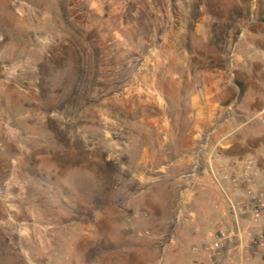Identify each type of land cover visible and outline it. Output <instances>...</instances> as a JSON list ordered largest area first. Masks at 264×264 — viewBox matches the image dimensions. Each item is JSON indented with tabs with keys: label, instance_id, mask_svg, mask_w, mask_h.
I'll use <instances>...</instances> for the list:
<instances>
[{
	"label": "rangeland",
	"instance_id": "rangeland-1",
	"mask_svg": "<svg viewBox=\"0 0 264 264\" xmlns=\"http://www.w3.org/2000/svg\"><path fill=\"white\" fill-rule=\"evenodd\" d=\"M244 158L264 180V0H0V264H189L115 243L209 212Z\"/></svg>",
	"mask_w": 264,
	"mask_h": 264
},
{
	"label": "built area",
	"instance_id": "built-area-1",
	"mask_svg": "<svg viewBox=\"0 0 264 264\" xmlns=\"http://www.w3.org/2000/svg\"><path fill=\"white\" fill-rule=\"evenodd\" d=\"M200 157L198 153L192 173L185 176L188 185L201 168ZM213 158L219 161L221 156L215 154ZM238 165V173L211 170L213 181L224 196L223 202L237 219L236 226L222 227L204 236L192 247L190 264H250L253 250L264 255V180L252 159H241ZM237 190H242L243 197L231 196ZM235 249L242 256L241 262L235 260Z\"/></svg>",
	"mask_w": 264,
	"mask_h": 264
},
{
	"label": "crops",
	"instance_id": "crops-1",
	"mask_svg": "<svg viewBox=\"0 0 264 264\" xmlns=\"http://www.w3.org/2000/svg\"><path fill=\"white\" fill-rule=\"evenodd\" d=\"M230 143L226 144V146H229ZM221 158L223 157V160L225 162L226 159L233 156V153H220ZM168 166H163V170H168ZM225 169V167H224ZM243 197V194H241ZM219 196V194H217ZM219 201V200H218ZM216 201V202H218ZM205 203H200V206L203 207ZM154 204H148L146 208L156 209L153 207ZM163 206H166V209L171 208V201H165L163 203ZM162 206V207H163ZM213 208L211 207L208 212V210L201 209L200 211L196 212L195 216L196 218L188 217L184 219L182 226L176 229V231L172 232L169 231L167 227L168 218L162 215H154L153 220H156L157 226L161 227L158 230L156 234H153L151 239L146 240V245H138L136 244V238L133 236L128 235L126 232H122V236H120V241H116L115 247L119 249L120 253H128V252H142L146 251V253H149L150 255H154V253L158 252L160 249H162L164 252H171L172 254L178 253L181 251L183 246H186L189 241L195 242L196 245L201 241V239L206 236L208 233L215 231L222 227H232L236 226L237 219H235L234 213L230 212L226 206L225 203L219 201V203H213ZM217 208V210H216ZM220 210V211H218ZM130 234V233H129ZM140 237V233L138 235ZM60 237L59 233L56 234V238ZM107 242L104 241V245L106 246ZM192 247H191V254H192ZM235 260L242 261V256L239 254V252L235 249ZM252 254V253H251ZM251 256V255H250ZM193 258V254L191 255ZM165 264H176L170 260H168V257L165 261ZM172 262V263H171ZM179 262V260L177 261ZM246 263V261H245ZM248 263L250 264H260L258 261H254L251 258L249 259ZM99 264H105L100 260ZM179 264V263H177ZM190 264V262H189ZM264 264V263H263Z\"/></svg>",
	"mask_w": 264,
	"mask_h": 264
}]
</instances>
